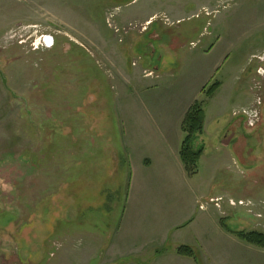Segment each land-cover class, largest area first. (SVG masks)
I'll list each match as a JSON object with an SVG mask.
<instances>
[{
  "label": "rangeland",
  "instance_id": "374dc122",
  "mask_svg": "<svg viewBox=\"0 0 264 264\" xmlns=\"http://www.w3.org/2000/svg\"><path fill=\"white\" fill-rule=\"evenodd\" d=\"M245 2L232 0L211 10L200 8L198 0H0V68L10 88L0 76V253L5 254L0 264H9L12 250L15 264H46L61 252L64 264H89L90 258L108 264L103 251L88 255L83 246L93 242L97 247L102 235L118 227L131 180L129 161L120 154L119 172H112L110 158L96 164L101 175L86 171L79 177V168L71 177L61 170L57 154L71 152L76 141L81 164L90 160L84 153L106 158L110 146L123 152V136L131 147V197L137 206L131 228L138 239L129 241V259L199 264L173 251L186 244L195 247L202 264L258 262L240 248L235 234L224 229L222 241L215 229L222 222L232 229H264V53L250 56L264 52V30L233 31L249 22L251 16L248 22L243 16L253 8L248 10L252 3ZM20 25H37L54 44L34 50L29 40L21 43L14 33ZM235 33L249 37L232 45ZM211 77L210 84L219 81L226 87L212 97L205 91L201 95L202 83ZM139 79L159 87L161 96H155L173 112L169 115L182 112L191 98L203 102L208 131L197 140L204 152L192 177L174 165L147 173L139 169V155H145L149 143L139 141V124L149 138L154 115L136 108L132 98L121 102L118 96L120 86L135 89ZM249 90L252 100L246 96ZM255 105L261 110L255 127L233 116ZM91 124H100L96 131L105 135L89 149L84 141L91 136ZM63 183L67 190L60 188ZM57 194L67 196L65 203L83 205L80 228L96 218L91 223L98 237L80 231L78 240L59 239L51 229V222L60 219L54 207ZM64 226L73 232L78 224ZM114 242L121 243L120 237ZM41 247L46 256L32 251ZM156 248L166 251L152 256ZM19 249L31 253V263Z\"/></svg>",
  "mask_w": 264,
  "mask_h": 264
},
{
  "label": "crops",
  "instance_id": "0c3cea01",
  "mask_svg": "<svg viewBox=\"0 0 264 264\" xmlns=\"http://www.w3.org/2000/svg\"><path fill=\"white\" fill-rule=\"evenodd\" d=\"M198 1H199V7L200 8H209L211 10H217L220 8V5H223V8L227 7L226 4L232 0H198ZM247 1L248 0H246L245 3H247ZM249 1L252 4H248L247 9L249 10V8L252 7L253 11L250 12L249 14L243 16L244 17L243 20L246 22H248L246 20V17L251 16L249 19V22L247 24L240 25V28H234L233 31L249 30V31H253V32H258V31L264 30V0H249ZM154 15L155 14H153V15L151 14V17ZM239 24H242V19L239 21ZM241 28H243V29H241ZM235 36H236V33L232 36V40H231L232 45H238V46L241 45V42L244 39L249 37V36H240V35H238L237 37H235ZM234 40H237V41H234ZM262 53H264V52H259V53L253 52L252 54H250V56L259 55ZM216 70H218V68ZM235 79H237V78H235ZM211 81H212V77L209 80H207L206 82L202 83L203 86L199 91L201 93V95H202V92L205 90V87L210 85ZM130 83H131V81H130ZM138 83H139V87H138ZM149 85L150 84H148V83L146 84L142 80L139 79V81H135V89L132 87V89L129 90L128 88H124V87L120 86L121 88L119 87L120 90L118 91V96L119 97L123 96L122 99H124L121 102H128L132 98V102L134 105H136V108L140 106V107L152 112L154 115V118L151 120L152 123H150V125H149V128H150L149 138L147 137L145 132L142 130L143 125L139 124V129H141V130H139V141L141 140V142H142L143 141L142 138H146V140L149 141V143L145 144V145H148V147H146L147 150L145 152H143L145 155H142V154L139 155V169H142L143 173H147L151 169L156 168L155 170H157V171L159 169H160L159 171H163V170H165V167H167L168 165H174V166L184 170L185 173L187 174V176L192 177L187 173L185 165L183 164V162L181 160V156H180L181 145H182V141H183L184 136H185L183 129H182V125H183V121H184L185 116H186L187 112L189 111L190 107L196 101H198L199 98L198 99L197 98L189 99V101L184 106L182 112L179 113V111H178L174 115H169V113H171L172 111H170V110L168 111V109H165V107H163V105L158 103L157 98L155 96V95L161 96V94L156 93V90H158L159 87L156 86V88H154V87H151ZM155 85H156V83H155ZM224 87H226L225 83H223L217 89V91L220 88L222 89ZM139 89L141 91H139ZM173 94L178 95V91H174ZM149 95H150V97H148ZM246 96L247 97L250 96V99L252 100L253 99L252 91L249 90V93H247ZM177 97H179V96H177ZM93 98H94V96H93ZM92 102L95 103V101L93 99H92ZM102 103L104 104V102H102ZM58 105H61V104H58ZM77 109L79 111L85 110L82 107H78ZM100 111L102 112V110H100ZM75 112H78V111L75 110ZM91 112H93V111H91ZM206 119H207V115H206ZM207 123H208V121L207 122L205 121L204 133L201 136L206 134L208 131L207 130L208 129ZM140 125H141V127H140ZM91 126H92V124L89 126L90 129H92L90 131L91 136L89 138H87L86 141H84V143L87 144L86 147H88L89 149H91L92 145H94V147H95V145H99L100 142L97 139L105 135V133H101L100 131H98V130H101L100 124L97 127L95 126V128H91ZM96 128L98 129L97 131H96ZM233 132L235 134L237 133L236 130ZM73 142H74L73 143L74 146L72 147L71 152L62 153L61 151H59L57 154V155L61 156V160L59 159L61 161L60 164L62 166L61 170H65L67 174L71 175V177H73V175H74V170L79 169V168H80L79 177L86 175L87 174L86 171L89 172L88 174H99V175H101L102 169H99L96 166V164H98L100 162V164L103 165V162L106 159L110 160V158H111V162L109 163V167L111 168V166H113V168H114V170H112V172H114V173L119 172V170L117 171V169L120 167L119 166L120 163L118 162V160L121 159L120 154H123L122 158L124 160L129 161V166L127 169L129 171L128 175H131V180H130L129 189H128V196H127V201H126V207L123 211V216L121 218V221L119 222L118 227L113 229L112 231L107 232L105 234V236L102 235V237L99 238V245L97 247L92 244L93 242H90V243H87V245L85 244L83 246V248L84 249L88 248V252H87L88 255H95V253L97 252V249H99V252L103 251L102 260L105 261L104 257L110 258V259H108V264H112L113 261H114L113 264L117 263V262H118L117 264H144L143 262H145V259H139L138 257H135V256L129 259L128 257H130V256L125 255L126 251L130 247L129 241H131V240L136 241L138 239L137 233L131 228V224L136 222L135 220H137L136 218L133 217L135 210L137 209V206H134L135 203L131 197L132 196L131 191H132V186H133L132 179H133V175H134L133 159H132V155H131L132 153L130 152L131 147L127 146V142L125 141L124 136H123V152L122 153H120L121 151L116 152V150H114V148H112V146H110V148L108 149L109 154H107L106 158H99V159L94 158L93 159L92 157H90V155L88 153H84V156H88L90 158V160L84 161L81 164L80 159L78 158V156H80V155L77 154L79 152V148L76 149L75 148V142L76 141H73ZM102 143L105 144V142H102ZM222 143H221V145H223ZM150 146H152V147H150ZM225 146H228V145H225ZM82 150H86V148L85 149L82 148ZM220 152H222L223 154L225 153V151H220ZM228 152L229 151H227V153ZM81 153H83V152H81ZM159 153H160V155H159ZM231 158H232L231 155L227 156V159L229 161H231ZM217 159L218 158H215V160H217ZM82 167L85 168L84 169L85 172L82 173V175H81ZM168 170H170V169L168 168ZM78 180H79V178H78ZM84 181H86V179ZM72 182H75V180H73ZM84 184L85 185H91L89 182H88V184L87 183H84ZM60 188L62 189V191L65 188H66L65 190L68 189L66 183H63ZM59 191H60V189L58 190V192ZM63 195H61V194L56 195L55 206H54L55 210H56L55 211L56 214L59 213V215H60V219H57L56 221L51 222V229L55 233L60 234L59 239H61V241H64L65 238H70V239L74 238L75 240H78L80 238V231L81 232L84 231L87 234H89L91 232L96 237H98V235H97L98 229L93 228L94 226H92V224H94V223H91V221L96 219V218L91 217L87 221H84L87 223V225H89L88 228L87 227H85V229L80 228L79 223L81 221L79 219V215L83 212V209H84V208H82L83 205L81 206L79 203H75V202L65 203V201H63V200L67 196H63ZM68 204H71V205L66 206ZM111 207H112V205L110 206V208ZM58 211H60V212H58ZM57 216H58V214H57ZM69 222L72 224H74V223L78 224L77 228L73 227V226L71 227L74 229L73 232H70V229L68 227L64 226L65 223L68 224ZM222 225L223 224L221 223L219 226H216L215 229H217L219 231V233L217 234V235H219V237H217V238H220L223 241L225 238H227L226 237L227 233L224 232L225 227ZM233 230L238 231V230H245V229H234L233 228ZM248 230H258V231L264 232V229L259 230V229L253 228V229H248ZM94 231H96V232H94ZM131 235H133L134 237L131 238ZM116 237H120L121 243L114 242ZM126 238L128 240H126ZM235 240L240 242L239 243V244H241L240 248H242V246H244L249 251L250 255H252V258L256 259L258 261V262L255 261L254 264H264V248L263 247H259V246L250 244L248 242L243 241L240 238L235 239ZM234 244H235V242H234ZM93 247H95V250ZM151 248H153V247H151ZM157 250H158V248H156L154 254L152 253V256H154L156 254ZM32 251H35V252L38 251V252L44 253L45 256L47 255V250L43 247H41L38 250L36 249V250H32ZM14 252H15L14 250L9 252V256H11V259L7 260V262H9V264H15V262H16L14 259V257H16V252H15V254H14ZM17 252H19L20 257H22V256L26 257V259L30 263L32 262V260L28 259V256H30L31 253H29V252L26 253L24 251V249H19V250H17ZM51 253H53V252H51ZM150 253H151L150 250L146 251V254H144V252H143L144 255H147ZM0 255L5 256L4 253H0ZM72 255H75V254H72ZM62 256H63V252L56 255L54 258L50 259V257H48L46 264H64V260H61ZM136 256H139V252L136 253ZM20 257H18L19 261H20ZM112 257H115V258L112 259ZM94 260L95 259H92V258L88 259L89 264H94ZM77 264H79V263H77Z\"/></svg>",
  "mask_w": 264,
  "mask_h": 264
},
{
  "label": "trees",
  "instance_id": "16d2710c",
  "mask_svg": "<svg viewBox=\"0 0 264 264\" xmlns=\"http://www.w3.org/2000/svg\"><path fill=\"white\" fill-rule=\"evenodd\" d=\"M221 86V82L215 81L210 84L204 91L208 97H212L217 89ZM205 126V110L203 102L196 101L187 112L183 121L182 129L185 134L182 141L180 156L186 171L190 176L195 175L198 172V163L204 152V146L197 145L198 138L204 133ZM225 229L232 234H235L238 238L250 244L264 248V232L258 230H233L228 227L225 222H222ZM166 250H157L156 255H161ZM175 253L181 256H188L195 258L196 262L202 264L198 257V252L195 247L186 244H180L173 249Z\"/></svg>",
  "mask_w": 264,
  "mask_h": 264
},
{
  "label": "built area",
  "instance_id": "2783aa9c",
  "mask_svg": "<svg viewBox=\"0 0 264 264\" xmlns=\"http://www.w3.org/2000/svg\"><path fill=\"white\" fill-rule=\"evenodd\" d=\"M14 33L16 37L21 39V43H26L29 40V44L34 50L48 48L53 44L50 35L42 33L37 25H20V27H15ZM25 35L28 38H25ZM238 112H233V115L243 117L250 127H255L261 117V110L258 109L257 105ZM232 203L235 205V202Z\"/></svg>",
  "mask_w": 264,
  "mask_h": 264
},
{
  "label": "water",
  "instance_id": "95a60500",
  "mask_svg": "<svg viewBox=\"0 0 264 264\" xmlns=\"http://www.w3.org/2000/svg\"><path fill=\"white\" fill-rule=\"evenodd\" d=\"M0 76H1V78H2V81L4 82V84H5V86L7 87V89H9L10 90V88H9V86H8V79H7V77L5 76V74H4V72H3V70L0 68ZM14 93V92H13ZM223 143L224 144H228L229 145V141L228 142H224L223 141Z\"/></svg>",
  "mask_w": 264,
  "mask_h": 264
}]
</instances>
